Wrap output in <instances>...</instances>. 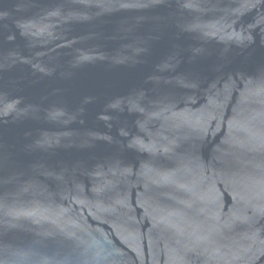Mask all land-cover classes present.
Returning a JSON list of instances; mask_svg holds the SVG:
<instances>
[{
  "label": "water",
  "instance_id": "95a60500",
  "mask_svg": "<svg viewBox=\"0 0 264 264\" xmlns=\"http://www.w3.org/2000/svg\"><path fill=\"white\" fill-rule=\"evenodd\" d=\"M0 264H264V0H0Z\"/></svg>",
  "mask_w": 264,
  "mask_h": 264
}]
</instances>
